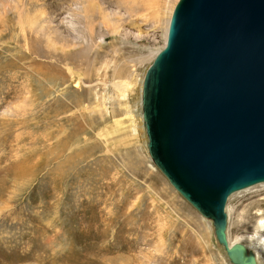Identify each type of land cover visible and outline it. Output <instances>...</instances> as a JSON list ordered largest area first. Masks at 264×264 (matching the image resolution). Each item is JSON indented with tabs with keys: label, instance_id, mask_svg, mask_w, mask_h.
<instances>
[{
	"label": "rangeland",
	"instance_id": "rangeland-1",
	"mask_svg": "<svg viewBox=\"0 0 264 264\" xmlns=\"http://www.w3.org/2000/svg\"><path fill=\"white\" fill-rule=\"evenodd\" d=\"M176 2L0 0V264H231L136 129ZM255 201L228 197L229 244Z\"/></svg>",
	"mask_w": 264,
	"mask_h": 264
},
{
	"label": "water",
	"instance_id": "water-1",
	"mask_svg": "<svg viewBox=\"0 0 264 264\" xmlns=\"http://www.w3.org/2000/svg\"><path fill=\"white\" fill-rule=\"evenodd\" d=\"M141 109L155 166L233 264H257L225 228L228 197L264 182V0H178Z\"/></svg>",
	"mask_w": 264,
	"mask_h": 264
},
{
	"label": "bare ground",
	"instance_id": "bare-ground-1",
	"mask_svg": "<svg viewBox=\"0 0 264 264\" xmlns=\"http://www.w3.org/2000/svg\"><path fill=\"white\" fill-rule=\"evenodd\" d=\"M127 1V0H126ZM143 1H146V3H148V2H152L153 0H143ZM178 1V0H177ZM138 2V1H137ZM140 5H141V3H140ZM137 6V5H136ZM140 7V6H139ZM152 7V6H151ZM155 7V6H154ZM138 8V7H137ZM136 8V9H137ZM132 9V8H131ZM138 10V9H137ZM145 10V9H144ZM173 11V10H172ZM157 15V14H156ZM171 15H172V13H171ZM169 22H170V20H169ZM167 38V37H166ZM154 59V58H153ZM153 61V60H152ZM152 61H151V63H152ZM150 63V64H151ZM150 64H149V66H150ZM148 66V67H149ZM147 67V68H148ZM147 68L145 69V71L147 70ZM145 71H144V74H145ZM144 74H143V77H144ZM143 77H142V80L140 81V83H139V88H140V103H139V107H140V114H139V120L141 119V123L140 122H138L137 123V125H136V129H140L141 130V132L143 133V131H144V125H143V118H142V109H141V91H142V81H143ZM147 153H148V155H149V152H148V150H147ZM149 157H150V155H149ZM150 159H151V157H150ZM152 161V160H151ZM153 162V161H152ZM154 164V163H153ZM262 183V182H261ZM259 184V183H258ZM256 185V184H255ZM253 186V185H252ZM251 187V186H250ZM243 190V189H242ZM263 200V199H262ZM255 207H257L256 208V212H254V213H251V232H250V234L249 235H243V236H241L240 237V241H236L235 243H239V242H241V244H243L247 249H248V251H251L253 254H254V256H255V258H256V262H259V260H260V258H263L264 259V216H259V214H261L263 211H264V208L263 207H261V205L263 204L262 202H259V201H255ZM252 204H254V203H252ZM193 207V206H192ZM254 207V208H255ZM194 208V207H193ZM195 209V208H194ZM196 210V209H195ZM197 211V210H196ZM200 214V213H199ZM201 215V214H200ZM202 216V215H201ZM203 217V216H202ZM203 218H205V219H207L208 221H211V224H212V227H213V232H214V235H215V228H214V224H213V221L211 220V219H208V218H206V217H203ZM242 222H243V220H242ZM241 225V224H240ZM226 227H227V225H226ZM225 233H226V228H225ZM215 238H216V236H215ZM235 243H232V244H229L228 243V245H229V247L231 246V245H233V244H235ZM219 244V243H218ZM220 245V244H219ZM222 248H223V250H224V252H225V254H226V256H227V258H228V255H227V250H226V247H224L223 245H220ZM110 248H112V245H110ZM97 251V250H96ZM103 259H105V258H103ZM102 260V259H101ZM228 260H229V262L231 263V264H233L231 261H230V259L228 258ZM103 261V260H102ZM84 260H81L79 263H81V264H84ZM107 263V262H106ZM119 264H121V263H119Z\"/></svg>",
	"mask_w": 264,
	"mask_h": 264
}]
</instances>
